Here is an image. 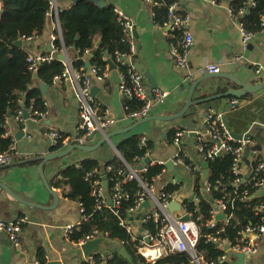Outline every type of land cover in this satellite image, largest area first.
Wrapping results in <instances>:
<instances>
[{"label":"crops","instance_id":"1","mask_svg":"<svg viewBox=\"0 0 264 264\" xmlns=\"http://www.w3.org/2000/svg\"><path fill=\"white\" fill-rule=\"evenodd\" d=\"M174 1L178 4V10L189 17L188 29L194 37L189 59L193 70L213 63L220 65L221 73H233L248 85H255L264 80V31L256 32L245 47L240 33V18H234L230 13L231 0ZM107 2L126 12L134 21L139 50L137 49L133 61L136 68L144 74L147 90L151 89L146 76L149 72L157 82L158 89L167 94L165 101L156 104L150 115L170 116L180 112L187 102L193 82L202 76L197 74L189 82L183 80L174 64L165 32L156 26L152 15L153 6L148 1ZM72 4L73 0H58L60 9L69 8ZM56 31V21L49 19L44 33L31 43L24 42L23 45L28 52L49 53L52 51V38ZM74 53L70 51V58L74 57ZM238 56H241V59L236 60ZM257 71H260L261 75H258ZM39 84L36 80L35 85ZM118 85L112 76L104 81L93 82L92 90L95 89L92 94L96 100L109 108L119 119L118 124L108 132L130 127L136 122L123 119L125 103ZM47 86L49 88L44 96V112H47L45 118L35 121L27 110L30 119L24 120L23 123H19L15 115L6 120V137H10L16 144L17 154L11 165L0 167V222L10 223L22 217H26L28 222L21 235V250L13 246L5 231H0V264H38L41 258L45 259L46 264H82L85 257L83 250L80 246L72 244L64 232L66 226L81 225L84 222L82 206L64 197L62 188L57 187V182L62 170L69 164L78 165L85 159H93L103 167L118 156V144L130 135L148 137L152 146V162L167 163L174 158L176 151L171 143L170 130L203 131L205 117L209 113H215L221 119L226 117L230 130L235 134H251L253 145L250 147L246 164L241 166L242 172L246 175L251 164L258 160L264 162V89L246 95L234 109L230 108V102L234 98L216 97L210 101L195 103L182 118L172 121L153 120L128 133L113 136L110 142L93 152L75 149L65 157L46 162L43 166L44 176L50 181L52 192L59 197L55 205L53 193L46 188L39 171L43 162L40 157L65 150L72 145H80L72 142L80 120V101L71 81ZM238 88L240 87L228 77L213 76L198 84L192 100L218 96L229 89ZM51 130L62 134L67 140L60 148H54L47 136ZM103 136L98 132L94 133L86 145L95 146ZM186 148L190 161L203 175L201 157L189 145ZM194 181V175L186 168L173 164V169L169 170L165 165L163 174L155 181V189L160 192L169 184H178L180 189L174 193L177 194V202L184 203L190 201L195 194ZM4 185L19 199L13 197ZM145 213L146 210L130 214L135 236H141V220ZM179 216L181 213H174V217ZM123 248L118 242L107 240L91 254L98 262L106 261L112 252L116 249L121 252ZM40 253L43 254L42 257ZM233 255L229 256L231 264L237 260ZM246 264H264V237L259 242L258 252L248 255Z\"/></svg>","mask_w":264,"mask_h":264},{"label":"built area","instance_id":"2","mask_svg":"<svg viewBox=\"0 0 264 264\" xmlns=\"http://www.w3.org/2000/svg\"><path fill=\"white\" fill-rule=\"evenodd\" d=\"M146 1L153 7L160 5L157 0ZM233 1L234 0H231L230 13L234 18H240V33L242 35L243 45L246 47L257 33L246 29L243 16L247 8L256 6V3L254 0H246L244 7L241 8L239 12H235V8L232 5ZM59 11L58 0H48V10L45 16L47 20L53 19L56 21L58 35L56 36V34H54L52 38L51 52L45 54L29 52L28 62L30 72L36 76L43 64L58 59V55L60 54L65 55L66 60L63 62L65 64V70L62 74L54 78V83L60 84L71 81L75 89V94L80 101V120L76 127L75 138L72 142L86 145L89 138L94 133L98 132L105 135L106 132L118 124L119 119L112 114L109 108L104 107L98 102L92 94L94 80L104 81L111 78L112 72L114 71L118 75L119 93L125 103V116L123 119L137 121L147 117L151 114L152 108L156 104L165 101L167 97L165 92L158 88L147 90L144 83V74L141 73L134 64L133 59L137 53L135 25L133 19L126 12L114 7V11L117 14L119 24L122 28L123 42L127 43L129 46V51L127 53L118 52L116 54L117 63L120 64V67H123L124 70L115 69L112 71L110 65H107L104 70L100 71L98 67L91 68L90 70L86 68H81L80 70L73 68V60L70 58L68 50H62L60 53L54 46L53 42L57 37L62 39ZM152 15L154 16V13H152ZM259 21L262 25V31H264V14L259 17ZM155 24L165 32L174 64L180 71L185 82L192 81L197 74L203 76L221 72L220 65L213 63H207L195 70L191 68L189 59L190 52L194 46V37L188 29L189 17L178 10L177 2L169 6L166 20L162 23L155 22ZM20 40L23 43H31L35 38L23 37ZM89 53V50L85 51L86 56L89 55ZM239 59H241V56L236 58V60ZM257 73L261 75L260 71H257ZM134 101L139 103L137 109H134L130 105V103ZM239 104L240 100L234 98L230 102V108L234 109L239 106ZM24 110L25 109L18 111L16 115L19 123H23L25 120ZM46 115L47 112L45 111L34 113L31 116L37 121L45 118ZM204 123V130L196 131L195 139V152L201 157L202 161H213L225 153H232L234 156L232 167L233 190L231 192L223 191L222 196L214 199L213 209L211 211L212 219L208 223L214 224L217 221L216 216L219 213L223 216L222 220H229L230 215L228 217L226 215L228 206L234 204L238 200L247 203L253 209L257 217L255 224L247 225L238 231V238L234 243L226 238L218 236V234L208 237L209 242L216 243L224 250V254L220 259L229 262V256L232 254H256L258 252L259 242L264 237V194L260 193L264 191V162L258 160L254 162V164H251L245 175L241 169L242 164H246L247 159L244 153L246 148H250L251 145H253V141L250 138L242 140L235 139L226 129L222 119L215 113L207 114ZM190 132L191 131L187 129H178L172 137L171 143L176 148L175 156L172 161L173 164L184 167L194 174L199 170H197L194 163L190 161L186 148ZM47 136L51 140L54 148H60L67 141L62 134L53 130L49 131ZM149 143L150 140L148 137H140L139 147L143 150L145 149L146 154L136 157L137 164L135 166H130L123 161L119 153L118 156L122 159L123 165L119 168H115L112 165L107 166V172H114L116 176H124L122 180L117 179L110 193L104 187V179L97 178L93 181L91 195L95 199V211L110 208L112 214L119 217V210L122 202L133 200V206L128 211V216L130 217V214H134L139 210L143 202L149 200L151 206L146 210L141 220L143 226L141 236H135L133 234V226L131 225L129 217L127 220L121 219L120 222V224L126 226L127 230L133 235V242H138V238L141 237L137 249V254L139 256L145 259L146 262L155 263L158 259L163 257L188 253L193 258L192 264H216L215 262H204L195 252L196 245L200 239V218L196 217L195 211L189 210V202H192L194 206L199 204L200 199L198 195L195 193L190 201L180 203L182 209L179 211V213H181L179 218L184 215L189 216L188 221H182L174 217V214H170L168 211V206L173 201H177V194L174 192L168 193L165 190L156 192V180L153 179V182L144 180L143 173L148 171V164H145V160L150 157L151 152ZM16 154V144L12 143L8 151L0 152V167L11 165L14 162ZM151 164L166 165L164 162L154 163L152 161ZM100 174H103V171L96 168L87 174L86 180L91 181L92 175L100 176ZM131 181H136L138 184V189L133 197L125 190V185ZM222 185V180H218L214 186L211 183L204 182L202 190L205 194H208L211 192L212 188L217 189ZM252 198H257V202L254 204L251 203ZM82 212L84 214L83 207ZM149 221L155 224V233L144 229V226L148 224ZM27 222L28 220L26 217L19 218L10 223L0 222V231H5L9 235L13 246L18 250H21V235ZM79 226L80 224L68 225L64 228V232L72 244L80 247L95 238L106 237L110 234L108 231L103 234L98 229H94L80 241L74 242L71 240V235ZM146 238L149 239V242L146 241ZM112 258L113 255L109 256L106 261L101 260L98 262L94 255L90 254L84 257L82 264H107V260ZM140 264L145 263L141 262ZM229 264L231 263L229 262Z\"/></svg>","mask_w":264,"mask_h":264},{"label":"trees","instance_id":"3","mask_svg":"<svg viewBox=\"0 0 264 264\" xmlns=\"http://www.w3.org/2000/svg\"><path fill=\"white\" fill-rule=\"evenodd\" d=\"M100 0H73L69 8L59 11V22L62 31V39L56 38L54 46L61 53L62 50L74 51L73 68L80 70L86 68V62H90L91 68L98 67L100 71L107 65L113 64L115 69L124 70L117 63L116 54L127 53L129 46L123 42V32L119 24L114 6L107 3L101 5ZM246 0H234L232 2L235 12H239L244 7ZM256 6L248 7L243 22L247 30L252 32L262 31L259 17L264 14V0H254ZM160 3L153 7L154 21L162 23L166 20L169 6L174 0H157ZM247 7V6H246ZM48 10V0H0V152L8 151L13 140L6 137V120L9 113L17 115L18 111L26 109L31 115L44 112L45 99L39 86L35 81L46 85L54 84V78L65 70V64L55 59L50 63L41 66L36 77L29 70L28 50L25 46H18L16 42L23 37H40L46 28ZM58 35L57 31L55 32ZM100 42V44H99ZM89 50V55L85 51ZM232 99V98H231ZM130 105L135 109L139 103L132 102ZM178 129L170 130L172 137ZM140 136L130 135L124 138L117 146L121 158L130 166L137 164L136 157L144 156L146 150L139 147ZM152 148L151 142L149 143ZM115 156L114 159L101 167V164L93 159H85L80 164H69L61 173L57 182V187L62 188L64 197L81 204L84 209V222L71 235L74 242L80 241L85 235L90 234L94 229H98L103 234L110 232L106 240L116 241L125 248L130 256L126 258L118 249L112 252L113 258L107 260V264H192L193 258L188 253L163 257L155 263L146 262L137 254L138 242H133V235L126 226L120 224L121 219L127 220L128 211L133 206V200L123 201L120 206V216L112 214L110 208L95 211V199L92 197V183L95 179L107 177V191L110 193L117 179L122 180L124 176H116L114 172H107V166L119 168L123 165L122 159ZM234 156L232 153H225L215 160L210 161L209 177L207 182L213 186L218 180H222L223 185L217 189L212 188L211 192L205 194L202 190L203 177L200 171L192 173L195 177V193L199 197V204L196 206L189 202V210L196 212V217L200 218V239L196 245V255L204 262H215L216 264H229L222 261L220 257L224 254L216 243L209 242L210 235L221 236L230 242H236L238 231L247 225H253L257 217L253 209L244 202L236 201L230 204L226 211L229 220H217L214 224L208 222L212 219L211 211L213 201L222 196L223 191L231 192L232 187V167ZM148 171L143 173L144 180L153 182L160 177L165 166L158 164H148ZM96 168L103 171V174L92 175L91 181L86 180L88 173ZM113 178V180H112ZM136 181H131L125 185V190L133 197L138 189ZM180 189L178 184H169L165 187L168 193L177 192ZM257 198H252L251 203L257 202ZM144 229L156 232L155 224L149 221ZM42 253L40 256L42 257ZM99 257V256H97ZM40 264H46L41 258Z\"/></svg>","mask_w":264,"mask_h":264},{"label":"water","instance_id":"4","mask_svg":"<svg viewBox=\"0 0 264 264\" xmlns=\"http://www.w3.org/2000/svg\"><path fill=\"white\" fill-rule=\"evenodd\" d=\"M99 4L101 5H106L108 2L107 0H100L98 1ZM135 36L137 37V34L135 33ZM100 44V42H99ZM16 45L18 46H23V42L21 40L17 41L16 42ZM137 49L139 50V47H137ZM137 50V51H138ZM65 55L64 54H60L58 55V59L62 62H64L66 59H65ZM86 69L87 70H90L91 69V64L90 62H86ZM110 69L112 71L115 70V66L113 64H110ZM148 80L150 81V85H151V89H156L158 88V84L157 82L155 81L154 77L148 72L146 74ZM213 76H224V77H228L230 78L234 83H236L240 88L238 89H229L227 92H225L224 94H220L218 96H214V97H210V98H204L202 100H197V101H193L192 100V96H193V93L194 91L196 90L198 84L200 82H202L203 80L207 79V78H210V77H213ZM36 77V76H35ZM112 77L114 78V81L115 82H119V79H118V75L116 74V72H112ZM39 87L42 91V94L43 96H45L47 94V91H48V86L42 82H40L39 84ZM95 88H93L94 90ZM264 89V80L259 82L258 84H255V85H248L244 82H242L238 77L234 76L233 73H229V74H224V73H218V74H206V75H203L201 78H199L198 80H196L195 82H193L192 84V87L190 89V92H189V95H188V98H187V102L184 106V108L176 113V114H173V115H170V116H162V115H153V116H147V117H144L142 119H139L137 120L134 124H132L130 127H127V128H124V129H120V130H116V131H113V132H106V134L102 137V139L95 145V146H89V145H72L70 146L69 148L65 149V150H62V151H58V152H54V153H51V154H47L43 157H40L42 158L43 162L40 164L39 166V171H40V174H41V177H42V180L46 186L47 189H49L51 192L52 190L50 189L51 188V183L50 181H48L45 176H44V173H43V166L46 162L50 161L51 159H54V158H57V157H65L67 155H69L72 151H74L75 149H79V150H82V151H87V152H93L95 151L96 149H98L100 146H102L103 144L105 143H108L111 141V138L115 135H120V134H124V133H128L130 132L131 130L135 129L136 127H138L139 125L141 124H144V123H147V122H150V121H153V120H160V121H172V120H176V119H179V118H182L184 117L185 115H187L189 113V110L190 108L195 104V103H201V102H206V101H210L216 97H224V96H228V97H232V98H237V99H242L243 97H245L246 95L248 94H252V93H255V92H258L260 90ZM92 90V92H93ZM151 93V91H150ZM24 113V118L25 120H28L30 119V115L28 114L27 110L25 109L23 111ZM12 114L9 113L8 117H11ZM204 116H206V114H204ZM222 121L226 127V129L230 132V134L235 138V139H238V140H242V139H248L250 138L251 134L248 133V134H235L234 132H232L228 126V122L226 120V117L223 116L222 117ZM22 134V132H21ZM19 134V135H21ZM189 141H188V145L189 147L192 149V150H195V139H196V132L195 131H192L190 132L189 134ZM117 153H118V150L116 149ZM249 152H250V148H246L245 149V157L247 158L248 155H249ZM152 161V158L151 157H148L146 160H145V164H149L151 163ZM209 166H210V162L209 161H204L203 162V181L204 182H207L208 180V177H209ZM166 167L169 169V170H172L173 169V161L170 160L169 162L166 163ZM104 187L105 189H107V177H104ZM2 184V183H0ZM13 197L19 199L18 196H16L14 194V192L8 188L7 186H3ZM53 193V196H54V201H55V205L58 203V200H59V197H58V194ZM261 194H264V191H261L260 192ZM110 202V200H109ZM151 206V203L149 200H146L145 202L142 203V205L140 206L139 208V212L143 211V210H147L149 207ZM182 209V206L179 202L177 201H173L169 206H168V211L170 214H174L175 212H179L181 211ZM180 220L182 221H188L189 220V216L188 215H184L182 217L179 218ZM216 219L217 220H222L223 219V216L221 213H219L217 216H216ZM143 232V230H142ZM106 238L105 237H98V238H95L89 242H87L86 244L82 245L81 246V249L83 250L84 252V256H88L90 255L94 250H96L97 248H100L101 246V243L103 242H106ZM146 241L149 242V239L146 238ZM121 253L123 255L126 256L127 259H131L129 254L126 252L125 248H123L121 250ZM237 260L234 264H246V259L248 257L247 254L245 253H236L233 255ZM50 264H56L55 262H52Z\"/></svg>","mask_w":264,"mask_h":264},{"label":"rangeland","instance_id":"5","mask_svg":"<svg viewBox=\"0 0 264 264\" xmlns=\"http://www.w3.org/2000/svg\"><path fill=\"white\" fill-rule=\"evenodd\" d=\"M194 183H195V181H194Z\"/></svg>","mask_w":264,"mask_h":264}]
</instances>
